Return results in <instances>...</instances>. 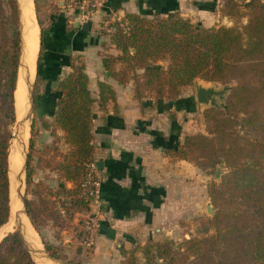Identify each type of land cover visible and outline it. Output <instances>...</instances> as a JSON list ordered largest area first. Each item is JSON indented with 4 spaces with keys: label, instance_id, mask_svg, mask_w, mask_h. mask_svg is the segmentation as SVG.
<instances>
[{
    "label": "trees",
    "instance_id": "obj_1",
    "mask_svg": "<svg viewBox=\"0 0 264 264\" xmlns=\"http://www.w3.org/2000/svg\"><path fill=\"white\" fill-rule=\"evenodd\" d=\"M219 13L244 16L246 21L241 27L199 26L177 12L150 16L126 13L127 28H115L109 34L120 53L101 58L107 70L112 71L114 63H121L118 75L121 80H131L135 99L151 97L179 104L175 100L179 89L195 79L234 81L220 107L203 111L211 136L185 135L182 143L171 149V155L179 159H198L195 164L200 168L213 166L218 158L222 159L226 171L218 184L211 182L207 188L215 207L208 218L212 233L148 242L139 249L142 264H264V126L260 123L264 120V0H225ZM19 49L18 2L0 0V229L11 210L7 149L9 126L16 116ZM39 59L38 52L36 77ZM160 60L165 65L157 64ZM97 89L95 99L87 88L81 64L71 63V70L54 83L58 96L50 124L62 132L60 140L65 150L61 154L56 146H45L41 149L43 158L37 162L65 181L75 183L84 175V163L93 161L92 106L97 101L102 107L114 98L109 84L98 82ZM193 103L192 98H187L182 106L191 110ZM238 120L245 127L260 128V138H242L230 130ZM31 147L29 138L28 148ZM24 166L28 185L33 172L28 153ZM38 193H33L36 200H23L25 214L35 231L44 224L45 218L39 216L48 209L47 200ZM75 200L78 207L84 205L81 198ZM43 247L50 249L48 244ZM118 252L120 264L137 263L135 247H120ZM0 264H36L18 231L7 232L0 238Z\"/></svg>",
    "mask_w": 264,
    "mask_h": 264
},
{
    "label": "crops",
    "instance_id": "obj_2",
    "mask_svg": "<svg viewBox=\"0 0 264 264\" xmlns=\"http://www.w3.org/2000/svg\"><path fill=\"white\" fill-rule=\"evenodd\" d=\"M187 2L105 0L104 7L88 21L87 29L78 25L77 12L67 0H45L38 14L41 88L36 100L44 118L48 122L52 120L58 96L54 82L71 70V63L82 65L92 97H98V82L109 84L114 92V98L104 106L99 107L97 101L92 106L93 161H101V168L97 169L101 196L100 228L93 246L95 256L104 257L106 247L115 239L120 237L125 242L175 215L177 202L173 194L177 189V167L183 165L172 158L171 149L179 145V117L184 110L176 111L178 103L175 102L173 108L162 107L163 112L161 105H171L165 99H135L131 80H121L118 75L121 63H114L112 71L103 67V55L120 53L109 38L117 27L106 24L105 19L113 16L124 22L129 12L142 16L177 12L184 16ZM172 109L174 115L170 116ZM56 133L62 134L57 128ZM89 212L93 210L90 208ZM30 242L32 248L33 242ZM69 243L65 245L71 247Z\"/></svg>",
    "mask_w": 264,
    "mask_h": 264
},
{
    "label": "rangeland",
    "instance_id": "obj_3",
    "mask_svg": "<svg viewBox=\"0 0 264 264\" xmlns=\"http://www.w3.org/2000/svg\"><path fill=\"white\" fill-rule=\"evenodd\" d=\"M44 1L45 0H30V13H32L31 15L35 18L37 26H39L37 23V12H40V6H44ZM187 1V9L183 11L184 16L182 15V17L188 18L193 24L199 26L224 25L228 27H241V25L246 21L244 16H222L219 13V8L223 5L225 0ZM34 3L36 4L35 8ZM124 27L125 25L117 28L126 29ZM157 64L165 65L164 61L161 60L158 61ZM200 81H202V79L193 80V82L190 84L181 87L176 95L175 100L179 101V104L176 106L175 110L178 112L184 110L182 115L179 113V145L182 143L183 136L185 135L203 134L206 136H211L209 133H207L205 127L203 111L206 108L213 106L220 107L224 103L228 88L234 85V81L219 83L207 82L203 80V84L205 86L212 85L217 89H221V93L214 101L211 102V104L207 106H200L195 100V88ZM31 82L32 83L30 84L28 90V108L25 109L24 112H21L20 117L15 116L13 123L9 126L10 137L8 140L7 149L9 154L8 170L10 172V202L12 204L16 203V205L19 203L21 211L24 214L25 209L23 207L22 201L24 198L28 200H36V195L33 193L39 192L38 196L42 197L44 200H47L48 209L44 212L43 216H39L40 218H45L44 224L39 227L38 231H35L40 241V249L31 250L30 244L26 242L25 235L21 232H26L25 219H27L28 224L31 226L26 214L22 218L23 225L20 229L17 228V216L14 218L12 217V214L14 215V213L17 212L16 208H14L13 212L10 210V216L6 224L0 229V238L7 233L5 228L12 225V230H9L8 232L14 230L18 231L25 246L27 249H29L30 254L31 251L32 253H36L37 251L38 254L41 252L43 256H48L50 259H52L55 264H71V262L79 264H120V255L118 252L120 247L126 249L135 247L134 254L137 259L136 264H142V254L139 249L142 245L148 242L161 241L164 239L176 241L182 238H198L212 233L208 218H210V216L213 214L215 207L209 200L207 188L211 182L218 184L220 176L226 171L222 159L218 158L217 162L213 166L200 168L195 164V161L198 159L194 160L190 157L187 159H179L173 155V159L175 157L177 160L184 161V163H180L179 161V164L183 165L177 167V189H175L173 194V197L176 198L177 202L175 205V215L167 217L161 222L160 225H155L156 230L155 228H151L147 231H140L125 242L120 237L115 239L106 247V253L104 257H98L93 254L94 245L90 249H81L80 245H78V238L82 236V229L84 227L85 220L90 215V207L83 201L84 198L82 196L83 187L81 184L85 178V169L83 177H79L77 181L73 183L71 181H65L64 179L59 178L54 170L45 168L41 162H37L38 158H43L41 149L45 146H56L57 149L60 150L61 154H63L65 149L60 140V135L56 133V130L50 124L51 122H48L38 109L39 104L36 100V97L37 95L40 96L39 90L41 88V80L39 76H34ZM187 98L193 99L194 103L191 110L185 109V107L182 106L184 99ZM171 106L173 108V106L175 107V104L170 106L161 105V109L162 107L168 108ZM162 111L165 112L163 109ZM172 111L173 109L170 112ZM173 115L174 113L172 112L170 116ZM237 116L240 117V115ZM260 123H262L264 126V120ZM21 125L27 126L22 128ZM24 130H26V132H24ZM230 130L242 138H258L259 135H261L260 128L245 127L239 120L233 123ZM29 138L32 140V147L30 149L28 148ZM27 153L29 154V162L33 169L28 185L25 183L24 169ZM192 154L193 153L190 152V155ZM17 156L21 160V166L15 172L13 169V162L16 158H18ZM57 158H60V156L54 157L52 160H58ZM68 189L76 190V193L68 192ZM76 198H81L84 205L78 207V205L75 203ZM206 206H208L210 209L209 213L207 212ZM61 231L65 232V234L61 233ZM65 242L68 244L71 242V247H67V245H65L67 243ZM43 244H48L50 249L48 251L45 250ZM35 253H33V255ZM50 253H52L54 256H50ZM31 257L33 258L32 254ZM37 263L39 262L37 261Z\"/></svg>",
    "mask_w": 264,
    "mask_h": 264
},
{
    "label": "bare ground",
    "instance_id": "obj_4",
    "mask_svg": "<svg viewBox=\"0 0 264 264\" xmlns=\"http://www.w3.org/2000/svg\"><path fill=\"white\" fill-rule=\"evenodd\" d=\"M17 2H18L19 9H20L21 17L23 19L22 20V22H23L22 39L24 40V43H25V52H26V58L24 61L26 64V68H22L20 66L18 69V82H17V86H16V91H15L16 116L20 117L21 112H24V110L27 109L28 105H29L28 90H29L30 84L32 83L31 81L33 80V78L35 76V67H36L35 61H36V55H37L38 45H39L38 44V42H39L38 41L39 31H38V26L36 24L35 18L31 15L32 13H30V5H31L30 0H17ZM26 75L28 77V81H25ZM25 126H27V125H21L22 128H24ZM24 132H26V130H24ZM19 157L16 158L13 162L14 163L13 169L15 172L21 166V160ZM9 177H10V172H9ZM19 179H22V178H19ZM18 182H19V180H18ZM14 208L17 209V212L14 213V215L12 214V217L13 216L18 217V215H20L21 220H23L22 218H23V216H25V214L21 211L20 204L17 203V205H16V203H14V204L11 203V212H13ZM25 221H26V226H25L26 232L23 231V233L25 235V240L28 244H30V246H31L30 241L35 243V244L32 243L31 250H39L40 249V241H39L38 235L35 232V230L28 224L27 219H25ZM9 230H12V225L5 228V231L8 232ZM28 239H30V241ZM31 253H32V251H31ZM33 253H35V252H33ZM33 253H32V255H33ZM35 254L33 255V257L34 256L37 257L36 261H38L40 264H55V262H53L51 259L43 256L41 252L38 254V252L36 251Z\"/></svg>",
    "mask_w": 264,
    "mask_h": 264
},
{
    "label": "built area",
    "instance_id": "obj_5",
    "mask_svg": "<svg viewBox=\"0 0 264 264\" xmlns=\"http://www.w3.org/2000/svg\"><path fill=\"white\" fill-rule=\"evenodd\" d=\"M77 12L78 25L88 22L91 17L100 11L105 4V0H67ZM110 11V10H109ZM106 24H114L116 27L127 28V21L122 22L119 18L113 16L105 19ZM85 178L81 184L83 201L93 210L87 217L82 229V236L78 238V245L81 249H90L94 245L95 237L100 228V196H99V177L94 161L84 163Z\"/></svg>",
    "mask_w": 264,
    "mask_h": 264
},
{
    "label": "water",
    "instance_id": "obj_6",
    "mask_svg": "<svg viewBox=\"0 0 264 264\" xmlns=\"http://www.w3.org/2000/svg\"><path fill=\"white\" fill-rule=\"evenodd\" d=\"M22 20L23 19L21 17L20 9H19L20 49H19L18 69H19L20 66L22 68H26V64L24 62L25 61V58H26L25 43H24V40L22 39V32H23L22 31V29H23L22 28L23 27ZM87 27H88V22H83L81 24V29H87ZM36 57H37V55H36ZM25 81H28L27 75L25 76ZM220 93H221V89H217V88H215L212 85L211 86H205L203 84V80H202V81L198 82V84H197V86L195 88V100H196V103L198 105H200V106L201 105L207 106V105L211 104V102L214 101L216 99V97L220 95ZM30 98H31V95H30ZM94 164H95V166H96V168L98 170L101 168V161L100 160H95L94 161ZM23 207H24V203H23ZM206 207H207V212L209 213L210 212V209H209L208 206H206ZM14 217L15 216H13V218ZM16 225H17V228H19V229L22 226V220L20 218V215H18V217H17ZM21 232L23 233V231H21ZM46 257L49 258L48 256H46Z\"/></svg>",
    "mask_w": 264,
    "mask_h": 264
}]
</instances>
